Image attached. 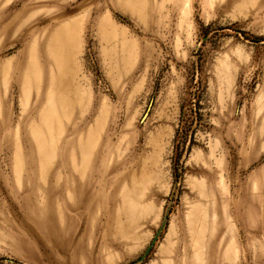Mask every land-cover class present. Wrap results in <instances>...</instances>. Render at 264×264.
I'll return each mask as SVG.
<instances>
[{"label":"rangeland","instance_id":"1","mask_svg":"<svg viewBox=\"0 0 264 264\" xmlns=\"http://www.w3.org/2000/svg\"><path fill=\"white\" fill-rule=\"evenodd\" d=\"M0 264H264V0H0Z\"/></svg>","mask_w":264,"mask_h":264},{"label":"crops","instance_id":"2","mask_svg":"<svg viewBox=\"0 0 264 264\" xmlns=\"http://www.w3.org/2000/svg\"><path fill=\"white\" fill-rule=\"evenodd\" d=\"M62 40L64 42L66 41V43H67V41L68 42L71 41L70 37H68V39H67L62 34L57 35V37H55L52 40L51 47L48 48V51L44 55H45V57L47 59H49V58L54 59V61H55L56 64H57V62H56L57 55H58V57L61 56V58L62 57H65V62H64L65 63V67L64 68H65V71L70 72L72 70V61H71L72 58H71V54L73 52V49L70 48V47H68L67 48V51L65 49L63 51H61V49H58V52L57 53L54 52V47H55L56 42H58V41L60 42ZM52 46H53V49H52ZM63 61H64V59H63ZM32 66H33V64L29 62L28 63V66H27V71L29 73L31 72ZM57 66H58V64H57ZM64 77L66 79L70 78L69 75L68 76L65 75ZM51 86H52V83H51ZM57 96H58V94H56V100H57ZM80 167H81L80 162L79 161H74V163L72 165V171H71L72 172L71 177H72V181H73V190H74V192L77 195L79 194V192L81 193L82 191H85V193L88 194V200L91 201L90 202V205H91L92 201L95 198H99V199L102 198V197H106L108 199L112 198L110 195L107 196L105 194V188H104L103 183H102L103 182V178H104L103 175L100 176L98 172L93 174L94 168L92 169V172H91V175H90L91 178L89 176L88 179H86L85 183L82 184V181H81L82 178H81V176L84 173H83V171L79 172ZM93 175H96V176L99 177L98 180H97V183H98V189L97 190H95L93 188V184H94L93 183ZM78 190H79V192H78ZM88 205H89V203H88ZM56 239H57V237H54V241L55 242H56Z\"/></svg>","mask_w":264,"mask_h":264},{"label":"water","instance_id":"3","mask_svg":"<svg viewBox=\"0 0 264 264\" xmlns=\"http://www.w3.org/2000/svg\"><path fill=\"white\" fill-rule=\"evenodd\" d=\"M162 230V227L160 228V230L156 233L153 241L151 242V244L147 247L145 254L139 259V261H142L150 252L152 246L154 245L155 241L158 239L159 235H160V231Z\"/></svg>","mask_w":264,"mask_h":264}]
</instances>
